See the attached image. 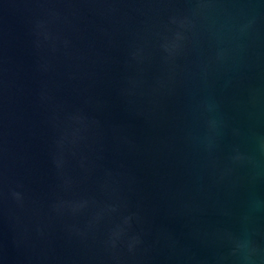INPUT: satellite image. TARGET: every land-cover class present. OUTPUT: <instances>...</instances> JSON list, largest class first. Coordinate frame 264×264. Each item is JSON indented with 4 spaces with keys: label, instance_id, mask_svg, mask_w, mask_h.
<instances>
[{
    "label": "water",
    "instance_id": "water-1",
    "mask_svg": "<svg viewBox=\"0 0 264 264\" xmlns=\"http://www.w3.org/2000/svg\"><path fill=\"white\" fill-rule=\"evenodd\" d=\"M0 264H264V0H0Z\"/></svg>",
    "mask_w": 264,
    "mask_h": 264
}]
</instances>
